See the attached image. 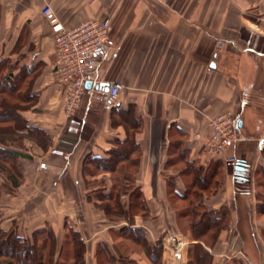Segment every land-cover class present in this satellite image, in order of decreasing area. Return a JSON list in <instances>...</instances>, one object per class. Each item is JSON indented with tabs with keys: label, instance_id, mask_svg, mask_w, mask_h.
I'll list each match as a JSON object with an SVG mask.
<instances>
[{
	"label": "crops",
	"instance_id": "1",
	"mask_svg": "<svg viewBox=\"0 0 264 264\" xmlns=\"http://www.w3.org/2000/svg\"><path fill=\"white\" fill-rule=\"evenodd\" d=\"M46 5L67 27L111 19L120 52L109 77L124 86L117 106L85 97L66 116L54 79V34L41 14ZM4 60L15 64V74L34 72L37 101L19 115L43 133L11 146L23 181L14 194H1L4 231L33 239L50 229L57 256L68 255L65 264H72V228L86 247L85 264H99L102 243L122 264L123 228L144 229L149 244L170 234L191 241L180 231L171 185L184 195L197 177H207L198 203L226 208L231 221L213 245L191 244L209 251L213 264H264V0H0ZM218 115L240 121L243 140L229 153L239 156L244 175L205 154L209 121ZM129 137L139 149L132 173L147 211L132 222L113 221L90 198L111 192L113 173L94 170L96 179H86L88 160L107 159ZM128 203L126 195L122 204ZM129 255L132 264H150L142 249Z\"/></svg>",
	"mask_w": 264,
	"mask_h": 264
},
{
	"label": "trees",
	"instance_id": "2",
	"mask_svg": "<svg viewBox=\"0 0 264 264\" xmlns=\"http://www.w3.org/2000/svg\"><path fill=\"white\" fill-rule=\"evenodd\" d=\"M2 63H0V177L4 179L0 183V199L3 191L14 194L23 181V176L18 169L17 152L11 147V138H17V141L24 136H38L39 140L43 138V133L39 129L29 126L28 121L19 115V111L30 109L37 101V96L31 91L34 72L25 71L15 74L14 69H12L6 74L3 73L5 67ZM129 139L130 137L123 144L118 143V148L111 150L107 159L91 157L88 160L86 179H96V176H91L94 170L110 172L113 173V176L119 170V174L128 179L127 182L131 180L132 184L124 186L128 188L123 189V191L125 190L124 193L114 194L115 188H113L108 194L90 193V198L105 212L108 218L113 215L117 216L118 220L132 222L135 215H140L136 213L145 214L147 207L140 188L135 185L134 173H132L138 166L139 149L137 144ZM125 169H127V173H123ZM206 178L197 177L187 187V192L184 195L177 193L174 186L171 185V204L175 210V201H179L183 205L188 204L182 215L189 219L191 241L204 242L207 246H211L216 242L220 232L229 227L231 217L226 208L209 210L198 203L202 193L201 189H204V183L207 181ZM129 186L132 187L130 191ZM126 195L129 198V203L122 204V198ZM1 218L0 213V221ZM68 231L69 244L75 258L73 264H85L86 247L83 241L78 232L72 228H68ZM125 233H128L126 237L132 236V241L137 239V242L143 245L142 250L146 253L150 264H161L162 247L156 249L154 245L149 244L144 229L126 227L118 235L122 234L123 236ZM57 246L56 238L50 229L37 231L34 233L33 239H30L21 237L15 229L4 231L0 227V264H62L63 256H57ZM65 247L66 245H64L63 250ZM190 249V252L194 251L193 260L195 261L193 262L195 264H213V256L200 243L191 244ZM97 258L99 264H109L116 261V257L110 253L108 246L104 243L98 246Z\"/></svg>",
	"mask_w": 264,
	"mask_h": 264
},
{
	"label": "built area",
	"instance_id": "3",
	"mask_svg": "<svg viewBox=\"0 0 264 264\" xmlns=\"http://www.w3.org/2000/svg\"><path fill=\"white\" fill-rule=\"evenodd\" d=\"M41 14L54 34V79L62 95L66 116H74L85 97L101 101L109 107L117 106L124 86L109 77L120 52L111 34V19L88 20L67 27L50 5L44 6ZM209 126V136L203 142L205 154L211 160H222L226 168L235 170L241 161L230 154L229 149L243 140L239 119L218 115L210 119ZM259 146L263 147V144ZM51 152L57 156L65 155L60 149ZM39 168L44 171L48 166L46 162H41ZM174 239L175 245H164L170 247L173 254L182 256L188 243L180 235Z\"/></svg>",
	"mask_w": 264,
	"mask_h": 264
},
{
	"label": "rangeland",
	"instance_id": "4",
	"mask_svg": "<svg viewBox=\"0 0 264 264\" xmlns=\"http://www.w3.org/2000/svg\"><path fill=\"white\" fill-rule=\"evenodd\" d=\"M2 64H3V67H5L3 73H6V74H8L9 70L14 69V67H15V64H12L10 60H4ZM11 139L12 140H10V142H12V144L13 143L16 144L18 142L17 138H11ZM236 157L239 158V156H236ZM119 172L120 171L118 170V172H116L115 175L113 176L114 177L113 178V183H114V188H115L114 189V191H115L114 194L115 193H120V192L124 193V191L126 189H128V188H125L124 186L126 184H128V185L132 184L131 180H129L130 182H127L128 179L127 178L125 179L122 175L119 174ZM2 179H4V178L0 177V183H2ZM115 179H116V181H115ZM129 179H131V178H129ZM131 188L132 187L129 186V191H130ZM123 189H125V190L123 191ZM112 204H113V208L115 209L116 207L114 205V202ZM175 206H176V212L178 213L177 214V219H178V221L180 223V225H179L180 231L182 229L181 233L186 235L187 232L189 231V219H187L185 217L187 220L184 221L183 219H181V216H182V212L185 211V209H186L185 207L188 206V204L183 205V203H181L179 201H177V202L175 201ZM136 214H143V213L139 212V213H136ZM110 219L113 220V221H118L119 218L117 216H113L112 215L110 217ZM171 231H173V230L171 229ZM127 234L128 233L123 234L125 241L122 240V243L119 242V245L121 246L120 247V251L123 253V257H121V259H120L122 264H132L130 262L131 260H130V257H129L130 255L129 254L132 252V250H136V251L139 250L140 251V249H142V246H143L141 243L137 242V239L132 241L131 240L132 236L130 237L128 235L126 237ZM168 236L169 237H166L163 240L162 239L158 240L156 243L152 244V245L155 246L156 249H158L160 246L162 247L163 254H162V258H161V264H195V262H193V261H195V260H193L194 259V256H193L194 255V251L190 252V250H191L190 246H191V243H193V241L189 242L188 240H186L187 243H188L187 247H185L186 250H185V252H183L182 256H179V255L173 254V252L170 250V247L166 248L167 246L164 245L165 243L167 245L168 244L175 245L176 239H174V238L178 237L179 235H175L174 236L173 234H170ZM180 236H182V235H180ZM114 237H115V239L120 240L118 237H116V236H114ZM66 243H67V241H66ZM159 250H157V251H159ZM143 253H144V256L147 259L146 253L144 251H143ZM70 258H71L70 260H72L71 262L73 264L75 262L74 255H73V257L70 256ZM68 259H69V256L68 255H64L63 256V260L64 261L62 262V264L68 263L69 262ZM226 260H229V259L226 258ZM189 261H190V263H189ZM109 264H114V263H109Z\"/></svg>",
	"mask_w": 264,
	"mask_h": 264
},
{
	"label": "water",
	"instance_id": "5",
	"mask_svg": "<svg viewBox=\"0 0 264 264\" xmlns=\"http://www.w3.org/2000/svg\"><path fill=\"white\" fill-rule=\"evenodd\" d=\"M235 171L238 173V174H241V175H244L247 173V168L242 166V164H240L236 169ZM239 180H242L241 178H239Z\"/></svg>",
	"mask_w": 264,
	"mask_h": 264
}]
</instances>
